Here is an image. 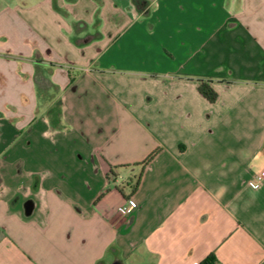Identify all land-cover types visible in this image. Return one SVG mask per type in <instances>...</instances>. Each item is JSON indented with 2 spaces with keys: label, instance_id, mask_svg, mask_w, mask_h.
<instances>
[{
  "label": "crops",
  "instance_id": "obj_1",
  "mask_svg": "<svg viewBox=\"0 0 264 264\" xmlns=\"http://www.w3.org/2000/svg\"><path fill=\"white\" fill-rule=\"evenodd\" d=\"M146 2L0 3V264H264V0Z\"/></svg>",
  "mask_w": 264,
  "mask_h": 264
},
{
  "label": "rangeland",
  "instance_id": "obj_2",
  "mask_svg": "<svg viewBox=\"0 0 264 264\" xmlns=\"http://www.w3.org/2000/svg\"><path fill=\"white\" fill-rule=\"evenodd\" d=\"M4 1H8V0H0V3ZM15 1L19 2V0H10L11 3H14ZM24 1H26L27 3H31L36 0H24ZM146 1L147 0H113L115 4H117L118 6L124 9H131L137 5L146 6L147 5ZM148 1H152V0H148ZM41 87L42 89H44L42 92V101L50 103L51 112L55 114L57 112V105H58L55 90L50 88L48 91H46L48 89V85L44 81L41 82Z\"/></svg>",
  "mask_w": 264,
  "mask_h": 264
},
{
  "label": "trees",
  "instance_id": "obj_3",
  "mask_svg": "<svg viewBox=\"0 0 264 264\" xmlns=\"http://www.w3.org/2000/svg\"><path fill=\"white\" fill-rule=\"evenodd\" d=\"M37 80L39 81V78L37 77ZM198 91L199 93L208 101L214 102L217 98V92L212 88L208 80H202L200 81L198 85ZM157 150L153 151L151 154H149L142 164L147 163L150 161L154 155L156 154ZM119 167V166H116ZM138 182V181H137ZM137 182L134 183L133 188L135 189L137 187ZM198 264H216L215 258L213 254H208L203 260H201Z\"/></svg>",
  "mask_w": 264,
  "mask_h": 264
},
{
  "label": "built area",
  "instance_id": "obj_4",
  "mask_svg": "<svg viewBox=\"0 0 264 264\" xmlns=\"http://www.w3.org/2000/svg\"><path fill=\"white\" fill-rule=\"evenodd\" d=\"M263 175L264 173L260 174L259 176H257V179L260 180ZM134 207H136V201L132 197H129L126 199L123 205L117 207V211L120 214H126L131 211Z\"/></svg>",
  "mask_w": 264,
  "mask_h": 264
}]
</instances>
